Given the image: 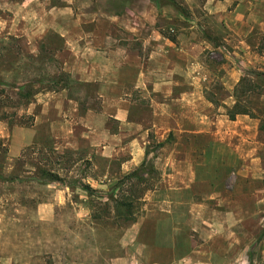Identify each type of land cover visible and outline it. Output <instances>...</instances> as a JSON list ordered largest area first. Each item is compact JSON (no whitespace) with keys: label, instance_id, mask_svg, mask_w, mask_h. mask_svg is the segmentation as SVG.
Listing matches in <instances>:
<instances>
[{"label":"crops","instance_id":"crops-1","mask_svg":"<svg viewBox=\"0 0 264 264\" xmlns=\"http://www.w3.org/2000/svg\"><path fill=\"white\" fill-rule=\"evenodd\" d=\"M173 3L165 5L176 7ZM165 5H152L148 18L127 13L93 18V29H85L70 9L51 11L45 29L39 26L34 36L52 30L64 39L66 70L83 87L48 94L32 113V125L8 129L10 151L20 155L47 132L64 146L84 143L128 171L151 162L153 140L163 143L151 164L161 178L147 194L154 222L148 245L154 251L169 247L170 255H155L151 263L219 264L225 252L218 248L227 246L224 261L250 264L257 261L255 245L264 262V231L256 244L250 226L255 220L264 228L259 123L244 114L230 119L208 97L211 72L203 57L212 41L195 29V20L173 39L164 34L156 22ZM202 6L223 18L228 0H204Z\"/></svg>","mask_w":264,"mask_h":264},{"label":"rangeland","instance_id":"rangeland-1","mask_svg":"<svg viewBox=\"0 0 264 264\" xmlns=\"http://www.w3.org/2000/svg\"><path fill=\"white\" fill-rule=\"evenodd\" d=\"M161 1L0 0V264H152L155 255H170L169 247L157 246L154 251L148 245L154 222L148 218L147 194L159 184L158 170L144 175L143 182L126 179L135 169L123 170L119 161L84 143L79 148L61 145L47 132L40 142L13 155L6 134L14 126L32 125V113L39 111L48 94L83 87L66 70L64 39L52 30L44 37L34 36L39 26L45 29L51 11L70 9L85 29H93V18L107 15L148 18L152 5ZM163 1L179 5L164 4L158 15L156 27L164 34L174 36L196 23L195 29L205 31L212 41L203 57L211 72L208 95L227 113L240 99L258 116L244 114L259 123L257 138L263 147L258 168L264 180V0H228L223 18L206 14L204 0H189L190 5L187 0ZM100 28L106 29L101 23ZM113 30L120 35L118 28ZM244 77L247 81L241 83ZM151 145L158 150L156 140ZM157 150L149 164L159 155ZM133 195L143 198H133L136 220L128 221L116 214L110 197L132 199ZM138 222H143L141 228H134ZM256 222L250 226L257 244L264 228ZM178 248L184 255L187 247ZM218 249L225 252L218 263L233 264L224 261L228 247ZM255 249L256 245L252 258L257 261L250 264H264ZM158 264L201 263L182 259Z\"/></svg>","mask_w":264,"mask_h":264},{"label":"trees","instance_id":"trees-1","mask_svg":"<svg viewBox=\"0 0 264 264\" xmlns=\"http://www.w3.org/2000/svg\"><path fill=\"white\" fill-rule=\"evenodd\" d=\"M169 3V2H167ZM161 4H165V1H161ZM176 7H179V5L177 3H173ZM182 13H185L184 9H181ZM170 38L173 39L172 36H169ZM244 81H247V78L244 77L241 80V83H243ZM26 96H28V94L26 93ZM208 97L216 104L218 105V101L211 98V96L208 95ZM240 114H249L251 117H256L258 118V116H256L255 113H253V111L246 107L245 105L242 104V101L240 99H237L236 103L234 104V106L231 109H228V115L230 117V119H235L238 115ZM263 122V119L261 120ZM263 124L262 123V127L261 129H263ZM163 143H159L158 146H161ZM156 172V169L153 167V165L151 164H147V163H143L140 167L136 168L132 173L128 174L125 178L126 179H132L133 177H136L139 179V181L143 182L144 181V175L147 174H154ZM87 188H90L88 185L86 186ZM134 196V195H133ZM135 199H142V196H134L132 197V199L130 198H126V197H110V199L114 202V207H115V212L118 216H123L124 218L126 217L128 221H135L136 217L134 216V211H133V207H134V200Z\"/></svg>","mask_w":264,"mask_h":264}]
</instances>
